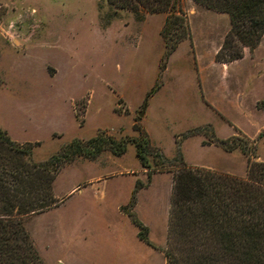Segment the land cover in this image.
<instances>
[{
	"label": "rangeland",
	"instance_id": "1",
	"mask_svg": "<svg viewBox=\"0 0 264 264\" xmlns=\"http://www.w3.org/2000/svg\"><path fill=\"white\" fill-rule=\"evenodd\" d=\"M180 8L189 38L158 70L155 15L138 20L105 0H0V129L16 144L36 143L30 159L41 162L97 130L135 137L134 123L166 160L215 162L236 176L244 155L233 149L218 159L204 146L212 136L236 134L234 127L254 143V160L264 161V111L255 108L264 101V33L240 58L218 63L226 15L191 0H180ZM98 155L63 163L51 183L57 205L22 218L41 264H165L177 164H163L146 182L131 144L118 157ZM135 179L143 185L130 204ZM127 214L145 227L147 244Z\"/></svg>",
	"mask_w": 264,
	"mask_h": 264
},
{
	"label": "trees",
	"instance_id": "2",
	"mask_svg": "<svg viewBox=\"0 0 264 264\" xmlns=\"http://www.w3.org/2000/svg\"><path fill=\"white\" fill-rule=\"evenodd\" d=\"M191 1L226 15L228 27L213 55L215 62L240 58L241 49L254 48L264 33V0ZM105 2L130 11L138 20L141 13L163 14L158 30L162 43L158 70L164 68L178 43L189 38L180 0ZM156 87L154 84L146 96ZM255 108L264 111V101ZM131 130L135 137L116 139L97 130L87 139H70L44 161L34 162L30 153L36 143L16 144L0 129V264H41L22 218L57 205L51 183L63 163L74 157L93 159L104 150L119 156L127 144L132 145L134 157L145 169L146 182L163 164H177L171 173L166 247L162 250L165 264H264V161L254 160V143L234 127L236 134L212 136L206 141L224 152L237 149L244 155V175L238 177L188 166L178 155L168 161L139 125L132 123ZM142 185L134 180L130 204ZM127 217L137 230L136 238L147 244L145 227L132 214Z\"/></svg>",
	"mask_w": 264,
	"mask_h": 264
},
{
	"label": "crops",
	"instance_id": "3",
	"mask_svg": "<svg viewBox=\"0 0 264 264\" xmlns=\"http://www.w3.org/2000/svg\"><path fill=\"white\" fill-rule=\"evenodd\" d=\"M151 15H155L156 17H158L159 23H160V24L162 23V21H163V15H162V14H151ZM182 42H184V41H183V40L180 41V43H182ZM180 43H178V45L176 46L175 49H177V47L179 46ZM185 43H187V46H188V42H185ZM175 49H174V51H175ZM174 51H172V53H173ZM172 53H171V54H172ZM171 54H170V55H171ZM123 108L126 110V107H125L124 105H123ZM134 110H135V109H134ZM117 135L119 136V135H121V133L118 132ZM132 135H133V133L129 134L128 136H132ZM147 136H148L149 140L151 141V139H150V137H149L148 134H147ZM116 137H117V136H116ZM204 146H205V147H213V148L215 149V151L217 152V158H218V159L226 158V157L229 155L227 152H224V151L220 150L218 147H216V146H214V145H212V144H208V145H204ZM216 149H217V150H216ZM98 157H99V155H98ZM117 157H118V156H117ZM96 158H97V157H96ZM185 164H187L188 166H195V165H192V164H190V163H185ZM197 167H203V168L211 169V170L218 171V172H227L226 169H225L224 167L218 165V164L215 163V162H213L212 165H205V166L199 165V166H197ZM125 171L127 172L128 170H125ZM243 174H244V172H242V173H237L236 176H238V177H242ZM97 178H98V177H94L93 179H97Z\"/></svg>",
	"mask_w": 264,
	"mask_h": 264
},
{
	"label": "water",
	"instance_id": "4",
	"mask_svg": "<svg viewBox=\"0 0 264 264\" xmlns=\"http://www.w3.org/2000/svg\"><path fill=\"white\" fill-rule=\"evenodd\" d=\"M142 109H143V105L141 106L140 110L138 112H136V115L138 117H140L142 115Z\"/></svg>",
	"mask_w": 264,
	"mask_h": 264
}]
</instances>
